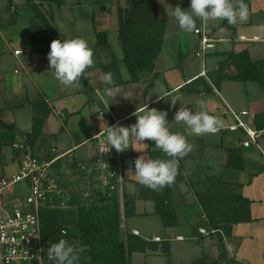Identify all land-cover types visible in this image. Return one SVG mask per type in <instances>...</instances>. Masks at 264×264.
Masks as SVG:
<instances>
[{
    "label": "crops",
    "instance_id": "obj_1",
    "mask_svg": "<svg viewBox=\"0 0 264 264\" xmlns=\"http://www.w3.org/2000/svg\"><path fill=\"white\" fill-rule=\"evenodd\" d=\"M244 3L248 6L246 20L206 23L214 48L208 50L206 76H202V61L197 56L200 37L195 30H181L167 12L177 5L187 9L190 0H137V46L131 58L144 56V45L152 41L157 48L153 69L137 72L134 79L120 37L123 2L0 0L3 174L12 176L19 171L20 152L12 147L16 141L27 140L39 158L61 156L57 165L69 167L93 161L97 152L92 139L116 121L118 126L131 127L137 121L133 113L145 105L167 111L170 130L185 135L192 146L185 156L175 158L177 174L172 184L152 189L127 172L129 165L134 171L140 155L173 159L155 141L131 140L128 149L119 151L122 242L127 245L129 237H136L149 243L130 255L129 264H264V90L258 81L232 79L233 62L229 60L231 53L264 51V0ZM201 25L197 19L196 29ZM76 37L88 42L94 64L80 81L66 86L50 71L47 54L53 40ZM15 51L21 53L16 56ZM104 73L112 74L115 86L122 89L119 95L130 93V98L108 97L100 79ZM177 97L180 100L173 105ZM200 102L222 120L218 132L190 134L183 122H175L174 113L182 105L195 111ZM229 107L250 112L247 120L259 134L256 143L244 144L248 136L242 129H233L236 121ZM22 184L28 194L29 182ZM14 187L3 199L19 197ZM215 197L221 198L216 202ZM226 197L232 210L215 209L213 204H225L221 199ZM200 228L224 234L201 236Z\"/></svg>",
    "mask_w": 264,
    "mask_h": 264
},
{
    "label": "built area",
    "instance_id": "obj_2",
    "mask_svg": "<svg viewBox=\"0 0 264 264\" xmlns=\"http://www.w3.org/2000/svg\"><path fill=\"white\" fill-rule=\"evenodd\" d=\"M194 32L200 37L197 51L203 65L200 75L206 76V55L209 49L214 48V40L205 23ZM14 53L18 56L21 51ZM229 112L236 121L233 129H242L248 136L244 144L256 143L259 134L247 120L251 117L250 112L236 111L231 107ZM57 113L58 116L62 115L60 111ZM118 124L119 121H116L113 125ZM261 132L264 133V130ZM106 133L100 132L92 139L97 152L93 161L78 162L69 167L57 165L61 156L39 158L27 140L16 141L12 145L20 152V168L12 176H5L0 168V264H52L47 256L51 243L65 239L84 244L77 232L79 210L97 208L101 202L112 205L113 198L122 203L120 152L115 148L104 154L99 152V144L101 140L106 141ZM23 182L30 184L28 194L13 200L3 199L5 192ZM46 211L68 214L76 223L63 225L56 239L44 240L42 213ZM217 232L224 234L222 230L199 229L201 236Z\"/></svg>",
    "mask_w": 264,
    "mask_h": 264
},
{
    "label": "clouds",
    "instance_id": "obj_3",
    "mask_svg": "<svg viewBox=\"0 0 264 264\" xmlns=\"http://www.w3.org/2000/svg\"><path fill=\"white\" fill-rule=\"evenodd\" d=\"M178 22L179 28L187 33L196 29L197 19L202 23L226 19L229 24H236L248 18V6L244 0L233 4L232 0H190L187 9L177 5L171 10L167 9ZM50 71L54 77L66 86L78 82L85 70L94 64L93 51L88 42L80 37L53 40L48 52ZM108 97L124 96L130 98V93L122 92L119 86H115L111 73H104L100 77ZM178 97L173 101V105ZM136 123L127 126H109L106 133V141L101 140L99 152H109L112 148L124 151L129 148L130 141L135 140L142 143L145 140L155 141L156 147L161 149L173 159H152L147 155H140L135 159L134 171L131 165L127 169L128 174L134 175L139 183L152 189L163 188L174 182L177 174L176 157L185 156L191 145L187 142L185 135L170 130L167 120V111L157 108H148L147 105L139 108L135 113ZM176 123L183 122L190 134L202 135L205 133H216L223 127L222 120L209 113L204 102H200L199 110L182 105L174 113ZM100 135V134H99ZM98 135V136H99ZM97 136V137H98ZM86 245L80 242H69L59 239L51 243L47 249L48 259L52 264H79L81 255L85 252Z\"/></svg>",
    "mask_w": 264,
    "mask_h": 264
},
{
    "label": "trees",
    "instance_id": "obj_4",
    "mask_svg": "<svg viewBox=\"0 0 264 264\" xmlns=\"http://www.w3.org/2000/svg\"><path fill=\"white\" fill-rule=\"evenodd\" d=\"M119 1L121 3L123 2L119 10L120 37L124 44L126 62L135 79L137 72L153 69V60L157 46H155L154 41L148 45H144V56L140 59L132 60L133 47L137 46V40L135 38L138 36V32L135 30V24L137 19H139L138 11L140 7L137 4V0ZM229 60L233 62L231 66L233 74L230 75L233 77L232 79L242 82H260L262 80L260 74L256 71L255 64L250 61L248 52H242L240 54L231 53ZM34 127L37 129V124ZM95 209L97 208L81 209L77 214L80 237L88 247L83 253V255H86V262L84 264H129V257L133 252L142 251L149 245L148 242L136 237H129L127 245L124 242L115 240L119 234L120 227V212L116 199L113 201L108 212L112 231L110 233L114 234L110 238L108 236L102 237L103 232L94 221L93 210ZM65 216L68 218L69 215L56 211L42 213V236L44 240H54L57 238L61 227L66 224L62 221L65 220ZM164 224L168 227V220H164ZM99 244L100 246L107 244L110 249L99 250L96 247ZM110 250L111 252H108ZM232 264L236 263L232 262Z\"/></svg>",
    "mask_w": 264,
    "mask_h": 264
},
{
    "label": "rangeland",
    "instance_id": "obj_5",
    "mask_svg": "<svg viewBox=\"0 0 264 264\" xmlns=\"http://www.w3.org/2000/svg\"><path fill=\"white\" fill-rule=\"evenodd\" d=\"M140 36H143V34H140ZM245 52H248L250 61L255 64V67L257 69L256 71L260 74L261 79H262L260 82L258 81V84L264 90V51L263 50L258 51L257 49H254V51L252 50V53H250L247 50ZM13 189H14V194L16 196H19V197L23 196L25 194V191H26L23 188V184L22 183L17 184ZM217 197H218V195H217ZM217 197H215V201L216 202L221 198L220 197L218 199ZM221 200L225 201V204H223L221 202L219 204H216V202H215L213 204L215 209H219V211H221V212H225L226 210H232V207L227 205V203H226V201L229 200L227 197L223 198ZM102 203L103 202H101L100 205H98L99 207H97V209L93 210V217H94V221L101 228V230L103 232L102 237L108 236L110 238V236H114L113 233H110L112 231H111V223L109 222V214H108V212H109V210H110L112 205H105V204H102ZM117 203H118V206H119V200H117ZM64 219L65 220H62V221H64L65 223H68V224L76 223V222L72 221V218H69V217L66 218V216H65ZM212 223L213 224H218L220 222L213 221ZM223 223H228V222H223ZM77 232H79V234H80L79 228L77 229ZM115 240L116 241H120V242H122V240H123V236H122V233H121V225L119 227V234L115 238ZM96 247H98L99 250H102V249L106 250V248H109V245L105 244V245L100 246V244H99ZM108 252H111V250L108 251ZM85 262H86V255L82 254L81 255V259L79 261V264H84Z\"/></svg>",
    "mask_w": 264,
    "mask_h": 264
}]
</instances>
